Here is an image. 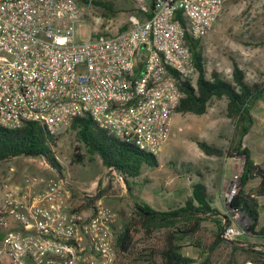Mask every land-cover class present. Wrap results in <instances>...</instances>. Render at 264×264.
<instances>
[{
    "label": "built area",
    "instance_id": "obj_1",
    "mask_svg": "<svg viewBox=\"0 0 264 264\" xmlns=\"http://www.w3.org/2000/svg\"><path fill=\"white\" fill-rule=\"evenodd\" d=\"M93 1L0 0V127L36 122L58 134L90 115L158 155L183 97L178 84L196 77L185 35L203 39L227 0H132L143 14L153 1L152 16L131 14L126 30L87 38L80 24ZM37 181L0 188V264H116V212L100 204L76 211L63 180ZM244 233L228 226L224 236Z\"/></svg>",
    "mask_w": 264,
    "mask_h": 264
},
{
    "label": "trees",
    "instance_id": "obj_2",
    "mask_svg": "<svg viewBox=\"0 0 264 264\" xmlns=\"http://www.w3.org/2000/svg\"><path fill=\"white\" fill-rule=\"evenodd\" d=\"M76 1L79 4L88 3V0ZM115 2L94 0L92 6L102 10L104 17H108L115 13ZM128 5L130 15L136 14L141 20L150 18L154 12L153 1H149L150 12L147 14L137 10L132 0ZM178 17L186 27V20L180 14ZM127 28L128 23L119 30ZM185 43L195 59L196 77L179 82L183 97L176 113L202 116L207 113L214 99L227 100L225 115L234 124L236 143H231L227 149L204 140H196V143L207 156L243 158L242 174L234 186L235 192L228 201L227 209L228 212L246 216L245 232L248 237L264 241V227L259 226V198L264 197V164L256 163L251 150L242 145L244 136L253 124L251 105L263 98L264 83H250L246 71L236 61L232 62L228 76L218 70L208 74L203 39L192 38L186 33ZM68 129L74 133L76 142L71 164L93 162L98 158L109 172L120 174L132 196L130 180L139 178L145 165L159 166L156 155L143 152L134 144L108 134L98 127L90 115L74 118ZM62 138L63 133L51 134L36 122H25L18 128L0 127V163L20 157L43 158L63 175L62 165L55 152ZM144 182L147 183V180ZM110 189L111 184L108 182L98 199L86 198L95 194H85L76 211L94 206ZM133 204L129 219L116 236V264H239L240 255L245 261L264 264V244L254 245L236 240L229 242L225 238L222 227L225 230L230 226L231 219L228 215H222V222L215 220L221 214L213 207L208 187L203 182L193 184L191 196L183 205L173 209L160 211L134 200ZM205 222L218 224L217 230L210 236H205ZM186 247L196 250L197 256L187 255L184 251Z\"/></svg>",
    "mask_w": 264,
    "mask_h": 264
},
{
    "label": "rangeland",
    "instance_id": "obj_3",
    "mask_svg": "<svg viewBox=\"0 0 264 264\" xmlns=\"http://www.w3.org/2000/svg\"><path fill=\"white\" fill-rule=\"evenodd\" d=\"M129 1L117 0L115 2V13L109 14L108 17H104L102 10L94 6L89 7L80 24V30L86 33L87 38L104 32L114 33L119 27L128 22L130 16ZM263 4L261 0L226 1L218 21L203 38L208 74L219 69L218 71L221 70L220 72L224 75H230L231 71L228 67L232 69V62L234 60L244 61V57L242 59L239 52L244 53L248 50L253 51L254 54H261V39L264 32ZM80 5L85 6L87 4L80 3ZM247 68L251 76L254 72L263 73L262 67ZM224 102L218 103L220 106L218 108V119L217 99L211 102L207 113L202 116L179 113L174 115L175 123H173L171 136L159 154L156 155L159 166L155 168L145 165L141 176L130 180L133 187V196L128 191L120 174L115 171L109 172L102 166L98 158L93 162L86 161L83 164H71V156L76 142L74 141V133L69 129L61 132L63 138L55 148L58 160L62 165L63 175L51 168L43 158H15L0 163V188L6 185H24L33 178L38 180V187H42L45 181L54 177H62L65 181L64 189L69 196L68 203L76 209L81 204L85 194L96 195L101 191L100 197L104 193L103 187L110 182V191L101 197L96 204L103 205L116 212L117 219L113 230L117 236L132 213L133 200L137 201V198L142 197L143 200L148 201L152 208L166 211L184 204L187 195L191 193V183L203 182L208 186L213 207L220 209L219 213L221 215H218L215 220L222 222V214L228 215L231 219L230 226L242 229L245 232L246 216L238 212H228V203L222 204L220 199L221 191L218 181L227 171L223 161L224 157L207 156L198 148L196 143V140H204L226 149L231 143H233L232 145L236 143L234 126L232 121L226 117L223 109ZM260 115L259 119H262ZM263 134L264 131L260 122L253 119V130L248 132V136L243 142L250 148L254 160L258 163H262V155H264L262 149L257 146L258 141L264 146ZM145 180H147V183L144 182ZM215 181L216 189L211 185ZM237 181L233 177V183L231 187L225 189V193L228 194ZM262 202L264 200L260 199V227H264ZM89 208L83 209V212L87 213ZM203 225L205 236H210L218 227L215 222H205ZM229 240L245 241L254 245L263 244L262 240L248 237L246 232L242 237ZM184 251L187 255L197 256L196 250L191 247H186ZM244 262H246L244 257L240 255L239 264Z\"/></svg>",
    "mask_w": 264,
    "mask_h": 264
},
{
    "label": "crops",
    "instance_id": "obj_4",
    "mask_svg": "<svg viewBox=\"0 0 264 264\" xmlns=\"http://www.w3.org/2000/svg\"><path fill=\"white\" fill-rule=\"evenodd\" d=\"M261 1L264 3V0H261ZM261 43H262V52H261V54H254L253 51H248L247 50L244 53L243 52H239V54L242 57V59L244 57V61L245 62L244 61H236V60H234V61L238 62L240 67L243 68L246 71V77H247V80L250 83H254V82H263L264 83V32L262 33ZM250 46H251V44H250ZM236 53H238V52H236ZM247 67H253L255 69H256V67H262L263 68V73L262 74H258L257 72H254L253 76H251L250 73H249V69ZM228 69L231 71L230 67H228ZM256 71H258V70H256ZM222 101L223 102L225 101L224 102L225 106H224L223 109H224V111H226V105H227V100L226 99L217 100V109L220 107L218 105V103L222 102ZM250 114L252 116V119H257L260 122L261 128L264 131V96H263V98L257 100L256 102H254L251 105ZM218 115H219V109H218V112H217V119H218ZM259 115L262 117V119H259ZM174 123H175V117H174ZM233 126H234V124H233ZM252 130H253V124L251 125L249 132L252 131ZM247 136H248V133L244 136L243 142L245 141ZM263 136H264V134H263ZM243 142H242V145L244 147H248ZM257 146H258V148L260 147L262 149V151L264 152V146H262L260 141L257 142ZM221 148L226 149L225 147H221ZM252 157H253V154H252ZM262 157H263V160L261 161L262 162L261 164H264V155H262ZM253 160H254V158H253ZM223 161L225 163V170H227L228 172L225 171L223 177H221V179L218 181V186L220 187L219 189L221 191V193H220V197L221 198L220 199L222 201V204H226V202L228 203V198H227V193H225V189L228 188V187H231V185L233 183V177L236 178V180H238V178L242 174V168H243L244 160L241 157L240 158L224 157ZM255 162L258 163L257 161H255ZM191 184L193 185L195 183H191ZM192 185H191V193H192ZM211 185H212L213 188L216 189V181L212 182ZM208 191H209V189H208ZM191 193H190V195H187V196L188 197L191 196ZM141 198L140 199L137 198V202L138 203H140V204L144 203V204L149 205L147 200L145 201V200H143V198L142 199ZM260 199L264 200V197L259 198V200ZM259 205H260V208H261V203H259ZM262 207L264 208V202H262ZM214 208H216V207H214ZM216 209L218 211H220L219 208H216ZM222 215H224V214H222ZM259 240H261V239H259ZM263 244H264V241H263Z\"/></svg>",
    "mask_w": 264,
    "mask_h": 264
},
{
    "label": "water",
    "instance_id": "obj_5",
    "mask_svg": "<svg viewBox=\"0 0 264 264\" xmlns=\"http://www.w3.org/2000/svg\"><path fill=\"white\" fill-rule=\"evenodd\" d=\"M51 167V166H50ZM51 168H53V167H51ZM61 180H63V182H65L64 181V179L62 178V177H59ZM101 194V191L100 192H98L96 195H94V196H86V198H92V199H97L98 197H99V195ZM137 210H139V211H141V209H137ZM225 230H224V227H222V232H224ZM229 242H232V241H230V240H228Z\"/></svg>",
    "mask_w": 264,
    "mask_h": 264
}]
</instances>
